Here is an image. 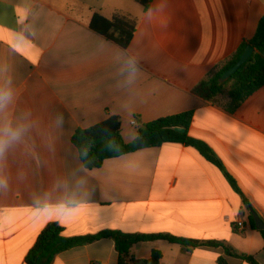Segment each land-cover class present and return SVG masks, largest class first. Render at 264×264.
Listing matches in <instances>:
<instances>
[{"label":"crops","instance_id":"crops-1","mask_svg":"<svg viewBox=\"0 0 264 264\" xmlns=\"http://www.w3.org/2000/svg\"><path fill=\"white\" fill-rule=\"evenodd\" d=\"M136 20L126 50L93 33V15ZM264 0H0V129L19 133L0 159V264H24L40 232L66 237L104 230L220 242L264 264V86L233 113L227 97L209 104L193 88L255 34ZM224 97V98H223ZM192 111L188 135L205 143L235 182L194 148L164 144L86 170L71 142L108 116L126 144L137 128ZM135 121L136 125H132ZM242 222L241 230L235 227ZM217 264L221 248L153 241L136 260ZM228 264H246L226 257ZM52 264H117L110 239L58 254ZM130 264V263H126Z\"/></svg>","mask_w":264,"mask_h":264},{"label":"trees","instance_id":"trees-1","mask_svg":"<svg viewBox=\"0 0 264 264\" xmlns=\"http://www.w3.org/2000/svg\"><path fill=\"white\" fill-rule=\"evenodd\" d=\"M130 1L141 5L143 8H147L149 5V0ZM135 26V19L125 17L106 19L97 14L93 15L89 22L90 31L112 42L122 50H126L132 41ZM247 46L254 50L251 57L229 80L221 83L220 77L239 61ZM263 86L264 16L260 19L254 36L249 41L242 43L218 70L210 72L206 78L200 81L191 93L209 104H216L220 97L226 96L225 111L233 114L242 103ZM193 116V112L188 111L142 124L137 128V139L129 144H126L122 139L120 118L108 116L104 121L88 129H77L71 137V142L86 170L98 169L106 160L116 159L142 148H156L164 144L185 145L194 148L206 161L222 170L231 187L239 193L234 180L224 172L213 151L205 143L188 135ZM174 127L183 128L185 132L177 133L172 130ZM138 142H141L143 147H138ZM243 203L249 213L253 211L247 201L244 200ZM249 220L252 228L255 229L251 216H249ZM258 232L264 240V230ZM103 239L113 241L117 253V264H126L127 262L130 264H160L161 253L158 251H153L150 258L146 260H136L131 256V250L135 245L157 240L179 245L184 251L198 247L221 248L224 257L219 258L217 264H228L226 257L244 261L246 264H258L252 257L239 254L220 242L187 240L166 234H126L115 230H104L93 235L66 237L62 227L57 223L48 224L40 232L33 247L25 256L24 264H52L54 258L62 252Z\"/></svg>","mask_w":264,"mask_h":264},{"label":"water","instance_id":"water-1","mask_svg":"<svg viewBox=\"0 0 264 264\" xmlns=\"http://www.w3.org/2000/svg\"><path fill=\"white\" fill-rule=\"evenodd\" d=\"M254 50L252 49V47L247 46L244 50V52L242 53L239 61L228 71H226L221 77H220V82L224 83L227 80H229V78L235 74V72L243 65L247 62V60L251 57V55L253 54ZM173 131L177 132V133H184L185 129L183 128H178V127H174L172 128ZM138 147H143V144L141 142L137 143ZM250 216L251 219L253 221V224L256 228V230L261 231L264 230V223L262 222V220L258 217V215L254 212L251 211L250 212Z\"/></svg>","mask_w":264,"mask_h":264},{"label":"clouds","instance_id":"clouds-1","mask_svg":"<svg viewBox=\"0 0 264 264\" xmlns=\"http://www.w3.org/2000/svg\"><path fill=\"white\" fill-rule=\"evenodd\" d=\"M10 92L0 90V109L4 108L7 101L10 99ZM19 133L13 131L10 128L0 129V159L4 157L5 151L8 146L16 139H18ZM5 181L0 177V184H3Z\"/></svg>","mask_w":264,"mask_h":264},{"label":"built area","instance_id":"built-area-1","mask_svg":"<svg viewBox=\"0 0 264 264\" xmlns=\"http://www.w3.org/2000/svg\"><path fill=\"white\" fill-rule=\"evenodd\" d=\"M132 125H136V122L133 121V122H132ZM235 227L238 228L239 230H241L242 227H243L242 222H236V223H235Z\"/></svg>","mask_w":264,"mask_h":264},{"label":"rangeland","instance_id":"rangeland-1","mask_svg":"<svg viewBox=\"0 0 264 264\" xmlns=\"http://www.w3.org/2000/svg\"><path fill=\"white\" fill-rule=\"evenodd\" d=\"M224 98V97H223Z\"/></svg>","mask_w":264,"mask_h":264}]
</instances>
